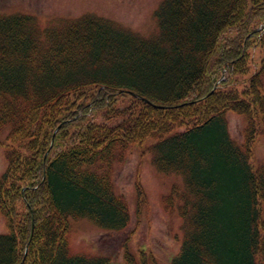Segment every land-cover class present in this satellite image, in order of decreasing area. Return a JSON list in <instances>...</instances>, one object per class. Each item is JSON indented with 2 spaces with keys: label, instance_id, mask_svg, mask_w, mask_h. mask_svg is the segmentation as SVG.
Masks as SVG:
<instances>
[{
  "label": "trees",
  "instance_id": "obj_1",
  "mask_svg": "<svg viewBox=\"0 0 264 264\" xmlns=\"http://www.w3.org/2000/svg\"><path fill=\"white\" fill-rule=\"evenodd\" d=\"M156 16L145 36L92 13L0 14V264H113L71 251V220L128 227L115 171L134 145L185 178L165 198L183 217L171 264H264V164L227 118L264 113V0H163Z\"/></svg>",
  "mask_w": 264,
  "mask_h": 264
},
{
  "label": "rangeland",
  "instance_id": "obj_2",
  "mask_svg": "<svg viewBox=\"0 0 264 264\" xmlns=\"http://www.w3.org/2000/svg\"><path fill=\"white\" fill-rule=\"evenodd\" d=\"M161 0H0V14L28 13L35 15L45 25L60 17H75L86 11L107 16L121 24L149 35L158 30L155 10ZM263 98L264 95L260 92ZM257 110V108H255ZM231 134L242 141L246 115L233 110L228 113ZM255 156L264 162V113L256 111ZM242 143V142H240ZM116 169V189L128 201L132 214L127 229L114 232L98 228L91 220L84 218L73 221L70 239L72 251L102 252L116 256L115 264H124L122 241L135 230L129 241V250L136 257L137 264H170L183 241L182 217L177 207L167 206L162 197L172 191L174 185H184L183 177L177 173H166L152 162L149 150L141 152L136 148ZM8 165L5 145L0 143V173ZM138 171L147 203L138 201ZM165 203V205H164ZM9 231L6 218L0 211V233ZM96 241L97 244L94 242ZM99 249V251H98Z\"/></svg>",
  "mask_w": 264,
  "mask_h": 264
}]
</instances>
